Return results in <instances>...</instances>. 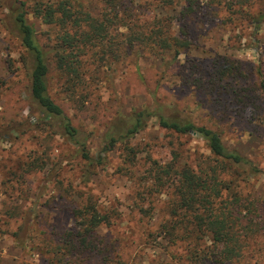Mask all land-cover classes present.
I'll return each instance as SVG.
<instances>
[{
    "label": "rangeland",
    "instance_id": "obj_1",
    "mask_svg": "<svg viewBox=\"0 0 264 264\" xmlns=\"http://www.w3.org/2000/svg\"><path fill=\"white\" fill-rule=\"evenodd\" d=\"M25 1L32 5L35 0ZM135 1H147L135 11L138 20L167 17L171 30H187L189 47L174 59L170 51L129 46L119 60L100 61L95 55L100 48L94 46L88 50V58L84 57L86 84L76 96L70 95L69 83L54 60L50 62V93L74 125L86 133L92 155L101 153L105 135L119 114L128 116L138 109L153 111L167 105L184 118L220 130L228 147L264 169V127L255 108V112L239 115L226 112L224 100L230 97L224 92L226 83H212L214 65L223 59L239 65L240 83L256 78L252 69H264V18L254 36L255 23L241 12L247 7L258 13L264 0H253L252 6L236 4V0H208L209 5L186 16L181 6L164 10L156 2ZM224 1L236 5L230 7ZM84 2V9L93 13L104 8L99 0ZM7 13V8H0V264H49L48 243L76 228L74 210L91 203L101 213H110L113 224L98 230L103 253L80 255L71 264H177L173 253L184 251L167 248L163 238L151 234H156L167 216L175 198L173 187L169 182L156 185L150 170L155 163L195 165L209 155L204 140L196 134H174L162 128L154 116L128 143L134 149L132 162L127 161L126 146L118 143L102 152L106 157L103 164L90 166L75 156L76 146L59 134L44 133L37 127L17 130L15 123L27 118L37 122V117L30 111L24 49L3 22ZM29 18L41 42H50L54 26L31 13ZM125 30L121 26L115 33ZM246 184L264 203V176ZM26 217L31 218L27 221ZM249 243L245 256L224 264H264V230H258Z\"/></svg>",
    "mask_w": 264,
    "mask_h": 264
},
{
    "label": "trees",
    "instance_id": "obj_2",
    "mask_svg": "<svg viewBox=\"0 0 264 264\" xmlns=\"http://www.w3.org/2000/svg\"><path fill=\"white\" fill-rule=\"evenodd\" d=\"M99 1L104 8L98 13L85 10L84 0H35L32 5H28L25 0L0 2V8L9 10L3 22L24 49L22 59L28 67L29 81L26 89L30 111L37 117V122L27 118L22 123H15L16 129L24 132L37 127L44 133L59 134L76 146L75 156L90 166L103 164L106 157H103L102 152L113 149L118 143L126 146L127 161L132 162L134 149L128 143L154 116L158 117L162 128L174 134L200 136L209 150V155L200 162L190 165L173 161L165 166L156 163L152 166L150 174L156 185L162 186L169 182L175 198L169 205L160 229L156 234H151L163 238L167 248L175 247L184 251V254L173 253L177 264H224L242 258L250 250L251 237L258 230H264V203L254 191L245 187L246 183L251 184L252 180L264 176V169L259 163L238 149L228 147L220 130L184 118L167 105H159L153 111L150 108L138 109L128 116L119 114L105 135L106 141L101 153L94 157L87 145L86 133L74 125L65 108L52 97L49 88L52 60L68 81L70 95L76 96L77 90L86 84L85 58H88V50L94 46L100 48L95 55L101 61L106 58L119 60L125 56L121 52L130 49L129 46L133 48L137 45L147 50L170 51L175 59L190 45L189 39L185 37L187 30H171L170 19L167 17H155L151 21H140L135 17L137 7L139 9L143 4L147 5V1L141 4L135 0ZM236 1L239 5L248 2L249 6L256 2ZM148 2H156L164 10L171 6H181L180 11L186 16L198 13L200 8L209 5L211 1ZM224 4L230 7L236 5L233 1H224ZM241 12H245L255 23L254 36L258 35L264 18V7L258 13L247 7ZM30 13L44 24L54 26L55 32L50 42H41L35 24L29 18ZM121 26L126 30L118 35L115 30ZM117 36L122 37L121 41H116ZM250 73L256 74V78L240 83L239 65L223 59L214 65L212 83L225 81L229 85L224 86V92L230 95L224 100L226 112L239 115L256 110L255 114L258 113L260 124L264 127V69L261 66L256 71L252 69ZM186 76L190 77V73ZM219 87L223 88L222 85ZM74 214L76 228L65 231L56 241L48 243L49 264H71V260L80 255L103 253L98 230L103 225L113 224L112 215L101 213L92 203L76 208ZM29 218L26 217L27 221ZM15 234L18 236L19 233ZM17 264L34 263L21 261Z\"/></svg>",
    "mask_w": 264,
    "mask_h": 264
}]
</instances>
